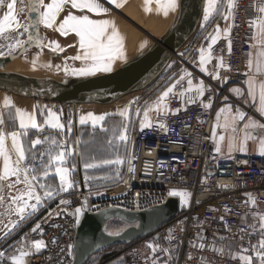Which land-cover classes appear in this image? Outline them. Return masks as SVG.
<instances>
[{
  "label": "snow or ice",
  "instance_id": "6c2138e0",
  "mask_svg": "<svg viewBox=\"0 0 264 264\" xmlns=\"http://www.w3.org/2000/svg\"><path fill=\"white\" fill-rule=\"evenodd\" d=\"M109 5H114L116 8L122 7V0H107ZM155 3L156 11L163 12L164 17L170 13L177 14L181 7L182 0H144V11L150 12L152 9L147 5ZM16 0L6 4L7 11L0 18V56L5 55V51L9 56L16 54L18 51H27V45L35 44L37 47L44 46L39 35H32L31 29L37 25H43L46 29H53L60 33V35H67L74 33L79 38V48L82 50L79 54L71 57L74 61H80L82 66L79 68L69 69L64 68L65 75L71 73L76 77H91L97 73H107L113 70V63L116 60H123L124 57V37L118 32L117 28L110 20H96L90 19L87 14L76 15L69 12L63 19L58 17L64 12L65 8L70 5L71 9L78 10L81 13H92L97 16L107 14L109 9L104 6L102 0H28V10L30 13H35V19H29L27 23L21 24L14 16ZM0 7H5V0H0ZM235 0H203V22L201 29L206 27L210 17L213 14L220 16L225 22L234 18ZM258 14L253 19L249 27L256 29L253 32L251 39L255 41L250 45L255 49V56L249 53V60L247 64L248 71L244 73L247 79L244 80L246 90L240 87L230 89L231 93L238 99H242L245 105L253 108L259 118L248 115L239 107H234L227 103L229 97L225 96L224 106L220 107L215 113V123L211 129V139L215 145V154L218 157L225 159L232 158L233 152L247 153L248 142H258V154L264 156V3L253 5ZM231 24L226 23L221 30L219 24L216 25L212 33H208L206 39L209 41L207 46H201L199 52V72L210 76L212 80L223 79L227 82L226 77L219 74L220 69L230 70L228 65L224 64L222 56H214V48L221 36L228 41L227 48L231 52L230 29ZM22 29V31H21ZM27 35V39L22 37ZM52 51L59 48L58 44L52 43L48 45ZM149 46V41L144 40L139 44V49L142 52ZM181 55H185L182 53ZM216 60L214 69L210 71L208 65ZM33 66L36 60L32 61ZM50 67V65H48ZM59 67V66H57ZM172 68L173 65H168ZM171 82L157 97L150 103L143 107L135 109V115L141 116L139 120V130L144 131L145 128H152L155 122L156 127L167 132V126L162 122V118L169 114V108L166 101L171 97H177L182 104L192 105L197 101L200 102L204 109H211L213 107L212 98L209 97L208 102L205 103L201 98L205 96L206 91L210 89L205 82L201 80L198 84L193 83V73L186 69H181V74L178 79L170 76ZM186 81V87H185ZM3 107L9 109V116L11 117V109L13 108L12 101L5 97ZM37 113L43 117V122H38ZM129 109L125 108L120 111L118 115L123 118L121 122L114 125L112 128L101 127V131L110 132L111 137L107 139V144L112 146L114 144L119 147L122 145L127 149L129 142V132L135 121L129 118ZM150 113H154L150 119ZM173 112L172 115H176ZM13 127L11 130L4 131L0 129V161H2V168H0V193L5 190V182L7 188L13 189L18 185H23V188L18 189L17 194L10 195L5 200L3 195H0V207L4 208V213L0 215H7V223H2L0 228V239H7L11 233L20 226V223L27 220L31 215L36 213L43 202L54 199L60 193L68 192L75 186V181L72 179L76 171V166L73 164L69 167L70 158L75 156L80 157L84 161L83 168L85 170V186L89 187V181L95 179L94 176L88 174L89 170L99 169L101 167L117 166L124 163V159L117 155L113 158H99L89 157L85 159L83 151L78 147H73L69 142L72 131L71 123L67 126L61 123L60 115L52 109H41L39 106L33 109L31 113L25 112L20 108H15ZM106 120V115H93L88 113L86 116H81L79 123L84 125L91 121L93 129L98 124ZM203 123V121H201ZM242 124V126H241ZM5 125V120L0 118V126ZM18 125V126H17ZM47 129L55 130L59 133V139L50 135H45L43 139H31L32 131L36 133H43ZM65 129L67 136L65 135ZM219 130V131H218ZM10 140V150L6 146V141ZM227 141V152L222 151V143ZM79 145V141H77ZM38 146H41L38 148ZM129 168L128 171L134 172L131 167L132 157H127ZM163 167V165H161ZM53 177L57 178L58 186L52 183ZM14 178V180H13ZM228 188V185L222 186ZM95 195H102L96 192ZM247 199L244 202L246 205L255 207L257 205L256 199L252 194H245ZM169 198L179 197L181 206H187L191 193L188 191H178L175 188L167 192ZM158 200L156 203H161ZM34 201V202H33ZM67 199L61 198L59 205H68ZM85 201L80 207H76L74 212L70 213L74 217L75 224L78 226L81 223V217L86 211ZM63 209H61V212ZM230 209H225L227 213ZM56 212L55 215H60ZM18 219L13 220L12 216ZM53 213L50 212L49 216ZM251 217V223H247V217ZM221 215L220 219L224 220ZM242 224L238 228L240 241L242 242L238 250L233 251L230 244H224L227 239L225 236H220V246L212 247L211 251L220 256L227 255L231 260L238 261L239 264H264V210H255L246 212L242 218ZM138 226V225H137ZM225 228L229 233L235 236L237 233L227 224ZM41 229V225L37 223L31 229L32 233H36ZM108 236H119L123 229L119 231H109L105 228ZM257 237L256 242H252V238ZM175 237L169 231L167 240L171 241ZM195 242L191 245L192 248L204 250L206 248L205 237L202 232L197 234ZM246 241V243H244ZM52 243H56L53 239ZM18 247L14 250L9 246L8 250H0V264H26L25 258L32 256L34 253L39 254L45 248V241L43 239L29 241L28 234H25L17 242ZM151 250V255L147 257L150 264H161L160 257L157 252H162L167 257L162 264H170L172 253L175 251L174 247L160 248L156 242H150L146 245ZM60 252H66L68 257L74 256V245L68 244L66 249L61 248ZM189 260L193 256L189 255ZM63 264V262H58ZM201 264H210V261L201 259Z\"/></svg>",
  "mask_w": 264,
  "mask_h": 264
},
{
  "label": "built area",
  "instance_id": "2783aa9c",
  "mask_svg": "<svg viewBox=\"0 0 264 264\" xmlns=\"http://www.w3.org/2000/svg\"><path fill=\"white\" fill-rule=\"evenodd\" d=\"M261 3L264 0H235L234 18L229 21L232 25L229 36L232 42L231 52L229 54L228 41L222 36L213 46L214 56H222L224 64L230 69L219 70V74L227 78L226 83L223 79L212 80L210 76L199 72L198 66V49L207 46L206 37L215 28L216 21L198 43L191 44L186 49L185 45L173 55L169 64L173 67L164 71L162 80L159 78L161 81L157 89L174 82L169 81L170 76L178 79L181 69L193 73L194 85L203 80L210 89L201 99L207 103L211 97V109H204L199 101L188 105L182 104L175 96L171 97L165 102L170 110L169 114L162 118L167 132L156 127L155 122L152 128H145L141 132L135 118L127 156L132 157L131 167L134 172L128 171L130 165L127 159L125 171L116 184L99 189L86 186L82 189L78 186L75 191L61 193L54 199L43 202V206L35 214L0 244V250H8L9 246L14 250L19 246L17 242L20 238L28 234L29 241L43 239L45 248L39 254L26 257V264H73L74 256L68 257L60 249H66L68 244L75 245L79 225L75 224L70 213L76 207L86 201L90 213L106 208L138 213L164 204L169 198L167 192L175 188L191 193L187 206L180 208L172 219L149 235L100 252L104 257L91 264H150L147 257L151 255V250L146 247L150 242L158 243L160 248H175L170 264H201L202 258L210 261V264H239L227 255L214 253L211 248L219 247V237L225 236L227 239L224 244H230L233 251L238 250L242 243L238 228L244 226V214L264 210V156L238 154L230 159L218 157L211 139V129L216 111L225 103L223 98H230V89H245L243 82L247 77L244 73L247 72L253 41L251 36L254 32L249 24L258 15L253 5ZM182 53L185 55H181ZM215 63L216 60L213 59L207 66L210 71L214 69ZM173 112L177 114L172 115ZM246 113L253 116L255 111L250 107ZM224 185L229 187L223 188ZM96 192L102 195H95ZM248 193L256 199L255 207L244 203L247 199L245 194ZM61 198L67 199L69 204L59 205ZM161 198L163 200L157 204ZM226 208L230 209L227 213ZM50 212L53 213L52 216H49ZM56 212L61 214L55 215ZM221 215L225 217L224 220L220 219ZM246 222H252L250 216ZM37 223L41 225V229L32 233L31 229ZM225 224L237 234L233 236L229 233ZM170 230L175 237L171 241L166 239ZM201 232L205 237L206 248H192L194 242L199 244L196 237ZM53 239L56 243L51 242ZM256 239L257 237H253L252 242L255 243ZM156 255L160 257L161 264L167 259L162 252H157ZM189 255L193 256L192 260L188 259Z\"/></svg>",
  "mask_w": 264,
  "mask_h": 264
},
{
  "label": "water",
  "instance_id": "95a60500",
  "mask_svg": "<svg viewBox=\"0 0 264 264\" xmlns=\"http://www.w3.org/2000/svg\"><path fill=\"white\" fill-rule=\"evenodd\" d=\"M153 7V3L151 4ZM203 0H182L178 15L173 14L168 30L156 42L142 52L139 51L119 67L108 73H97L91 77H71L54 74L29 64L24 58L31 57L43 67H53L62 53L52 51L44 45L40 25L31 29L32 35H39L44 46L27 45V51H18L9 56H0V91L13 96L71 107L75 147L80 150L77 108L80 105L109 106L124 97L148 89L168 68L173 55L178 53L195 35L203 17ZM28 20L35 19V13L28 10ZM27 20V22H28ZM25 34V39H27ZM15 61L26 69L8 71L7 66ZM50 65V67L48 66ZM2 118V117H1ZM76 167L80 188H84L82 163L76 156ZM119 180L108 184L114 185ZM96 184L92 187H98ZM7 182H5V190ZM4 190V191H5ZM4 193V192H3ZM3 193H0L2 195ZM179 200L168 198L159 206L135 213L118 208H106L96 213L87 209L77 228L73 264H86L96 254L116 245L145 237L172 219L179 211ZM4 218L0 215V219ZM111 221L127 224L119 236H108L105 228ZM138 225V226H137Z\"/></svg>",
  "mask_w": 264,
  "mask_h": 264
},
{
  "label": "rangeland",
  "instance_id": "374dc122",
  "mask_svg": "<svg viewBox=\"0 0 264 264\" xmlns=\"http://www.w3.org/2000/svg\"><path fill=\"white\" fill-rule=\"evenodd\" d=\"M147 7L152 9V11L147 12V14H146V12L144 11L143 0H131V2L122 10V15H120L118 17V20H115V19L110 20L111 22H113V24L117 28L118 32L122 36L128 37V45H126L124 47V57L125 58L123 60L118 59V60L114 61L113 66H112L113 69L117 68L119 65H121L124 61L128 60L129 58L134 57L136 55V53H138L140 51L139 44L141 42H143L144 40H148L150 43L152 40L157 39L168 27V25H169V23L173 17L172 13H170L167 17H164L162 11L158 13L155 10L156 9L155 3H153V7L151 6V4L147 5ZM215 21H216V25L219 24L221 30L224 28L225 24L227 23L220 16H218L217 14L214 13L213 16L210 17V20L206 24V27L204 29H201L200 26L198 27V30L196 31L195 35L186 44L185 49L187 47H189L191 44L198 43V41L201 40L203 35L213 26ZM202 22H203V17H202L201 23ZM201 23H200V25H201ZM214 29L212 30V32L214 31ZM207 42H209V41L207 40ZM81 51L82 50L79 48V45H78L76 48L70 50L65 55V57L63 59H61V60H59V62L55 63L53 67H50V68L46 67L45 68V67L41 66L37 61H36L35 67L39 68L40 70L47 71L50 73L65 75V72H64L65 67L72 69V68H79L82 66L80 61H74L71 59V57L76 56ZM23 60H25L29 64L33 65L32 64L33 58L27 57V58H24ZM57 66H59V67H57ZM101 73H103V72H101ZM65 76L76 77V76L71 75V73H69L68 75H65ZM164 77H165V74H164ZM160 79L162 80V77H160ZM161 80H158V82L151 85L148 89H146L142 92L133 93V94H130V95L124 97L119 102H117L113 105H109V106H98V105L85 106V109H87L88 113H92L93 115H106V120L104 122H101L100 124H98L96 126V128H97L96 131L97 130L99 131L101 129V127L105 128V123H107V121H110L111 119H118V120L122 121L123 118L120 117L118 115V113L120 111L124 110L125 108L129 109L128 114H129L130 119L134 120L136 118L137 126L139 128V120H140L141 116L137 117L135 115V109L137 107H143L146 104L152 103L156 99V97L167 86L170 85V83H169L165 87L157 89V86L159 85ZM5 97H8L12 102L17 99L16 96H13V95L8 94L6 92L0 91V118H1V114H3L5 111V108L3 107V101H4ZM58 106H59V108H61L60 110H62V106H60V105H58ZM80 109H81V106H80ZM67 113H68V118H70V120L68 122L72 123L71 107H67ZM141 115H142V113H141ZM153 115H154V113H150V119L152 118ZM90 123H91V121H90ZM0 129H1V127H0ZM96 133H98V132H96ZM132 133H133V129L128 134L130 141H131ZM94 138L97 139L96 136H94L93 139ZM90 141H91V139H90ZM71 145L74 147V140H72ZM6 146L10 150L11 144L9 145L7 143V141H6ZM81 147H82V145H81ZM93 148H94V152L95 151H107L106 148H104L102 145H100L99 140L96 143L93 142ZM71 158H72L71 164L72 165L74 164L76 166L75 155ZM101 158H113V156L106 153V155L102 156ZM121 158L124 159V163L121 165H117L115 167H117V170H119V173L121 172V174H122L123 168L125 171V168L127 165V155L124 154L123 156H121ZM0 167L2 168V161H0ZM104 169H107V167H104ZM76 173H77V170H76ZM13 180H14V178H13ZM108 186H111V185L104 184V185H100L98 187L89 186L88 188L99 189V188H106ZM20 188H23V185H18L16 188H13V189L6 188V190L4 191V193L2 195L4 196L5 200H7V198L10 195L17 194V191ZM176 198L179 200V197H176ZM189 200H190V198H189ZM179 206H180V208L185 207V206H181L180 203H179ZM3 216H4V218L0 219V221H3V223H7V221H8L7 215H3ZM11 218L13 220H15L17 217H15L13 215ZM25 221L21 222L20 226L17 229H15L11 234H13L16 230H18ZM0 228H2V223H0ZM114 228L115 229H112V226H111V229L109 231H119L121 229H123V231H124L127 228V224H125V223L123 224L121 222V224H119L118 226H116ZM4 240L5 239H0V244ZM103 257L104 256L102 253L100 258H103ZM94 258H95V256L93 258H91L87 264H91L93 262Z\"/></svg>",
  "mask_w": 264,
  "mask_h": 264
},
{
  "label": "crops",
  "instance_id": "0c3cea01",
  "mask_svg": "<svg viewBox=\"0 0 264 264\" xmlns=\"http://www.w3.org/2000/svg\"><path fill=\"white\" fill-rule=\"evenodd\" d=\"M227 23H229V21ZM254 31H256V29H254ZM254 43H255V41H252V44H254ZM255 51H256L255 49L251 48L250 52L253 54V57L255 56ZM114 69H116V68H114ZM246 70L248 71V68H246ZM158 80H156L153 84L158 82ZM244 90H246V86H245ZM236 102H238V103H236ZM227 103L230 105H233L234 107H239V108H241V110H243L245 112H247V109L250 108L249 105H245L242 102V99L236 98L231 93V91H230V98L228 99ZM12 104H13V108L11 109V117L9 116V109H5L4 113L1 114L2 119H4L6 121L5 125H3L1 127V129L4 131H8V130L12 129V127H13L12 117H14V110L17 107L20 108L21 110L25 111V112H28V113H31L33 111V109L36 108L37 106H39V108H41V109H44V108L52 109L53 111L57 112L60 115L61 123L65 124L66 126L69 124L68 121L70 120V118H68L66 120L64 119V117L66 115L68 116L67 108L62 107V110H60L61 108H59V106L57 104H52V103H48V102H42V101H37V100H32V99H27V98H21V97H17V99L15 101H13ZM80 106H81V109H80ZM80 106H78V108H77L80 150L81 151L83 150L85 159H88L89 157H96L97 159H99L102 156L106 155V153H108V151H95L94 152L93 142L96 143L99 140L100 145H102L104 148H106L105 144H103L102 141H100V136L103 134L104 131H101V129L99 131L98 130L96 131L97 128L93 129L90 121L84 125H81L79 123L80 117L86 116L88 114L87 109H85V106H92V105H80ZM222 106H224V104ZM253 116L256 118H259L256 113H254ZM37 119H38V122H40V123L43 122V117L39 116V113H37ZM214 123H215V118H214ZM71 127H72V131H71L70 138H69L68 142L71 144L72 140H74V147H75V136H74L73 121L71 123ZM31 131H32V134L36 133L34 130H31ZM44 132H47V135H50L52 137H54V135H58V139L60 138L59 133H57L55 130L47 129L46 126H45ZM44 132L43 133H37V134H44ZM96 132H98V133H96ZM65 135L67 136L66 129H65ZM94 136H96L97 139L96 138L93 139ZM43 137H40V138L43 139ZM90 139H91V141H90ZM7 143L10 145L11 144L10 140H8ZM81 145H82V147H81ZM258 147H259L258 142L249 141L248 145H247V148H248L247 153L242 154L239 152H233L232 156L238 155V154L260 156L258 154ZM222 151L227 152V141L222 143ZM108 154H110V153H108ZM111 156H113V155H111ZM75 158H76V156H75ZM71 159L72 158H70L69 167L72 166ZM81 163H82V173H83V180H84V176H85V170L83 168L84 161L81 160ZM123 173H124V168H123V171L121 174V172L119 173V170L116 173L113 170L112 166L107 167V169H104V167H101L99 169H92V170L88 171V174L91 176H94L95 179L89 181L88 183L90 186H94L96 184H100V185L107 184L108 185V184H111L117 180H120ZM72 179L75 181V186L72 189H70L68 192L75 191L78 187V176L76 174V171L73 174ZM52 183L54 185L58 186L57 178L53 177ZM64 193H66V192H64ZM16 219H18V218H16Z\"/></svg>",
  "mask_w": 264,
  "mask_h": 264
},
{
  "label": "flooded vegetation",
  "instance_id": "af4514ba",
  "mask_svg": "<svg viewBox=\"0 0 264 264\" xmlns=\"http://www.w3.org/2000/svg\"><path fill=\"white\" fill-rule=\"evenodd\" d=\"M9 2H11V0H5V7H0V18H2L3 14L7 11L6 4ZM45 2L47 3V2H49V0H45ZM102 2L104 4V6L109 9L107 14L97 16V15L92 14V13H81L78 10L71 9L70 5H68L65 8L64 12L58 17V19H63V17L66 16L69 12H72L73 14H76V15L87 14L90 19H96V20H103V19L112 20V19H115V20H118V17L120 15H122V10L131 2V0H122V7H120V8H116L114 5H109L107 3V0H102ZM143 5H144V0H143ZM144 7H145V5H144ZM146 14H147V12H146ZM14 16L16 17V19L21 24L27 23V20H28V18H27V16H28V0H16V4H15V8H14ZM40 30L44 36V45L48 49H51V47H49L48 45H50L52 43L59 45V48H57L55 50L56 52L62 53V56L59 60L63 59L65 57V55L70 50L76 48L79 45V38L76 37L74 33H68L67 35H60V33L55 31V26L53 29H46V28H44L43 25H40ZM21 31H22V29H21ZM123 37H124V47H125L126 45H128V37L127 36H123ZM22 38L25 39V35ZM5 53H6V51H5ZM59 60L54 62V64L59 62ZM64 119L65 120L68 119V116L66 115L64 117ZM119 122H121V120L111 119L110 121H107V123H105V128L110 129L114 125H117ZM0 127H2V126H0ZM132 129H134L133 125H132L130 131ZM45 135H47V132H44V134L33 133V134H31V139H35L38 137L40 138V137H43ZM54 137L58 138V135H54ZM110 137H111L110 132H103V134L100 136V141H102V143L106 145V150L108 151V153L113 155V159L117 155H119L121 157L124 154H126L128 156V153L130 150V140L128 142L127 149H125L122 145H120L119 147H117L116 144L109 146L107 144V139ZM40 147L41 146H38V148H40ZM112 168L116 173L118 172V170H116L117 167L112 166ZM76 170H77V167H76ZM77 176H78V174H77ZM78 186H80L79 180H78ZM0 213H4L3 207H0Z\"/></svg>",
  "mask_w": 264,
  "mask_h": 264
},
{
  "label": "bare ground",
  "instance_id": "6f19581e",
  "mask_svg": "<svg viewBox=\"0 0 264 264\" xmlns=\"http://www.w3.org/2000/svg\"><path fill=\"white\" fill-rule=\"evenodd\" d=\"M170 24H171V21L168 25V27L166 28V30L157 38V39H154L152 40L150 43H153V42H156L163 34H165V32L168 30V28L170 27ZM133 58V57H132ZM8 71H13V72H16V71H22V70H25L26 67L19 61H15V62H12L10 63L7 68H6ZM84 186H85V182H84Z\"/></svg>",
  "mask_w": 264,
  "mask_h": 264
},
{
  "label": "trees",
  "instance_id": "16d2710c",
  "mask_svg": "<svg viewBox=\"0 0 264 264\" xmlns=\"http://www.w3.org/2000/svg\"><path fill=\"white\" fill-rule=\"evenodd\" d=\"M119 224H121V222H119V221H111L110 223H108L107 224V229L108 230H110L111 229V226H112V229H115L114 227H116V226H118ZM124 224V223H123ZM128 226V225H127ZM119 246H121V245H116V246H113V247H119ZM102 255V253H98V254H96L95 255V258H94V260H93V262L92 263H97L101 258H100V256ZM94 257V256H93ZM92 257V258H93ZM88 263V262H87ZM86 263V264H87Z\"/></svg>",
  "mask_w": 264,
  "mask_h": 264
}]
</instances>
